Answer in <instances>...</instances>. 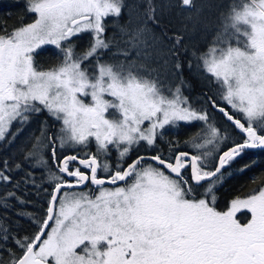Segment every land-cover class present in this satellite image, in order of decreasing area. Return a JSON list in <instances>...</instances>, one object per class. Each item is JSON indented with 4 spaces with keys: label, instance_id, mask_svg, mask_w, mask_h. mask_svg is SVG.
<instances>
[{
    "label": "snow or ice",
    "instance_id": "snow-or-ice-1",
    "mask_svg": "<svg viewBox=\"0 0 264 264\" xmlns=\"http://www.w3.org/2000/svg\"><path fill=\"white\" fill-rule=\"evenodd\" d=\"M25 8L31 23L0 29V146L15 144L42 112L53 123L17 146L19 161L0 159V185L12 186L0 209L15 201L36 226L21 236L0 217V250L16 246L0 264H264V186L226 210L215 191L238 160L264 151V0L231 4L213 46L193 51L215 89L195 103L184 92L183 35L166 44L155 34L152 0L123 25V0H26ZM110 20L119 40L106 35ZM114 45L122 59H105ZM44 46L57 50L49 67L37 60ZM192 125V148L202 151L166 139ZM141 144L148 151L131 159ZM21 184L46 194L42 214L24 207L32 201Z\"/></svg>",
    "mask_w": 264,
    "mask_h": 264
},
{
    "label": "trees",
    "instance_id": "trees-1",
    "mask_svg": "<svg viewBox=\"0 0 264 264\" xmlns=\"http://www.w3.org/2000/svg\"><path fill=\"white\" fill-rule=\"evenodd\" d=\"M159 0H152L153 6L156 8L157 17L160 20V26L152 25L149 22V27L153 28V31L156 35L161 36L165 43H170L168 41V36L176 35H183L184 38V46L187 49L186 54H184L181 59L184 63L183 69V79L187 82L184 86V92H187L188 89L195 96H199V101L203 97L206 92L212 91L214 92L215 89L213 85L208 83L207 74L203 73L202 70L198 69L195 62L196 58L192 55L193 51H204L206 48H209L212 44V37L214 33H207L201 29V24H206L205 21L201 23L199 28L197 29L196 38H191L189 36L190 29H193V25L189 22L185 21V14L187 12H194L197 9V0H194V10L181 8L179 6H175L179 4L178 0H174L173 7L171 8V13L169 15H165L162 18V15L159 14ZM26 0H0V29L7 28L9 30L13 28H17L21 26V24H26L33 21L34 17L32 14H29L25 8ZM131 6H133V0H123V8L122 14L119 18V21L122 24H125L128 18V13L131 11ZM137 7L141 8L142 14L146 10L147 7V0H142L140 3L136 5ZM193 8V7H191ZM225 6L222 8L225 10ZM222 11H220L218 16L212 15L209 16L211 20L210 22L207 20V23H212V21L217 22L216 24L221 21L218 17H221ZM214 18V19H213ZM216 19V20H215ZM223 24V23H221ZM108 33L112 32V35L115 34L116 38L119 36L117 35V28L112 27L109 25ZM118 31V30H117ZM167 33V36L164 33ZM110 36V35H109ZM114 45L113 47H115ZM110 50V49H109ZM108 50V51H109ZM107 51V52H108ZM107 52L105 54H107ZM57 50L54 46H44L43 49L40 51L39 55L37 56V60L44 66L49 67L57 62ZM192 61V67L189 69L188 61ZM191 96V95H190ZM213 117L215 121H217L222 128L230 127V125L223 120V118L218 113H213ZM47 121L49 125L53 123L51 117L48 116L46 112H42L39 115L33 116L31 122L24 128L23 132L16 138L15 144L3 147L0 146V159L3 158H10L15 161H19L20 154L17 152V146L24 143L25 140L31 135L36 134L39 135V131L41 128L42 122ZM225 123V125H224ZM196 126H181L178 128L170 129V135L166 137L175 138L181 143L185 140H189V148L192 151H202L196 150L192 148V141L189 138V134L195 131ZM231 128V127H230ZM232 129V128H231ZM15 130V127L13 128ZM232 136V135H231ZM236 136H232V139H236ZM91 150L94 151V143L90 146ZM210 147V146H209ZM148 151L146 148L145 150H140L136 148L132 153L130 158L134 159L138 154H145ZM64 154H71V153H64ZM80 155H83V152H80ZM113 157H115V152H113ZM249 162L252 166L244 172L238 171V166ZM254 162V163H253ZM39 174L40 170H36ZM17 177L21 175L20 173H14ZM38 182L39 177H38ZM260 186H264V151H250L242 160H238L236 164L232 166L231 169L225 171L224 176L219 184H217L215 191L217 195V207L219 210H225L230 205V202L233 198L237 196H244L249 193L251 190L256 189ZM12 186L11 185H0V195H3L7 192ZM27 187V196L26 199L32 201L31 204L25 205L29 211L36 212L38 214H42L44 209L47 205V198L44 192H37L35 189H32L30 186H25L21 184L18 189L19 194H23L25 188ZM47 187V184H45ZM14 205V207H13ZM21 205L16 203L15 201L11 202V205L8 208L0 209V217H6V223L13 234L23 235H30L35 231V224L31 219L24 215H17V211L21 209ZM247 216V212H244L240 215L241 219ZM8 248H11L13 251H16V246L11 242H8ZM8 248H4L0 250V259L7 260L9 257Z\"/></svg>",
    "mask_w": 264,
    "mask_h": 264
},
{
    "label": "rangeland",
    "instance_id": "rangeland-1",
    "mask_svg": "<svg viewBox=\"0 0 264 264\" xmlns=\"http://www.w3.org/2000/svg\"><path fill=\"white\" fill-rule=\"evenodd\" d=\"M141 1L142 0H133V6H131L132 7L131 8V12H132V14H133L134 17H136L138 14H142L141 8H139V7L136 6ZM158 2H159V6L157 5V7L159 9V14L162 15V18L165 17V15H169L171 13V8L173 7L174 0H159ZM234 2L235 3H242V2H244V0H197V6L198 7H197L196 10H194L195 9L194 7L193 8L186 7V9H189V10L192 9V10H194V12H187V14H185V21L186 22H189L194 27L193 29H190L189 36L191 38L192 37L193 38H196L197 29L199 28L198 25H200L201 23H203L205 21L206 24H201V29L204 30L206 33L208 31H210V33H214L213 34V37L211 39L212 40V44L210 45V47L213 46V42L215 41L216 36L219 33H222L224 31V24H225L226 18H227L228 13H229V6L231 4H233ZM224 6L226 7L225 10L222 9ZM220 11H222V15H221V17H218V21H219V19L221 20L218 23L219 25H217L216 24L217 22H215V21L214 22L212 21L211 24L210 23H207V20L210 19L209 16L210 17L212 15L218 16L219 13H220ZM128 18H127V21H128ZM208 21L210 22L211 20H208ZM31 22H29V23H31ZM221 23H223V24H221ZM27 24L28 23L23 24V25H27ZM119 24L123 25L120 21H119ZM109 25H112V27H115L113 25V23L111 22V20L109 21ZM241 27H244V26L241 25ZM115 31L117 32V35H119L117 37V40H119L120 39V33L116 29H115ZM107 33H108V31H107ZM107 33H106V35H107ZM109 35H107V36L111 37L112 36V32L109 33ZM90 39H91L90 35H88V34L82 35L79 38V40L77 41V45H78L77 51L78 52H82L84 50V48L86 47L87 43L90 41ZM243 39L244 38L241 37V40H243ZM232 43H233V46H236L235 41H232ZM119 46L120 47H124V45L122 43ZM215 46L219 47L220 45H215ZM114 51H116V46L115 47H112L107 52V54H105V57L104 58L107 59V60H112V61H117V60L122 59L121 56H113L112 53ZM195 64H196V66L198 65V61L197 60H196ZM153 66H156V63L155 62L153 63ZM197 68L200 69V70H202L198 66H197ZM185 94L188 97H190L194 103L199 101V99H198L199 96H195L191 92L190 89H188L187 92H185ZM224 125H225V123H224ZM225 129L227 130L228 134H230L232 136H236L237 135V134H234L232 132V129L230 127L227 126V127H225ZM138 148L140 150H145L146 149V147L143 144H141L140 146H138ZM216 206H217V204H216ZM217 209H218V207H217Z\"/></svg>",
    "mask_w": 264,
    "mask_h": 264
},
{
    "label": "flooded vegetation",
    "instance_id": "flooded-vegetation-1",
    "mask_svg": "<svg viewBox=\"0 0 264 264\" xmlns=\"http://www.w3.org/2000/svg\"><path fill=\"white\" fill-rule=\"evenodd\" d=\"M226 210V209H225ZM239 215V214H238ZM248 213H247V216L245 217V218H243V219H241L242 221H244V220H246L247 218H248ZM241 218V217H240Z\"/></svg>",
    "mask_w": 264,
    "mask_h": 264
}]
</instances>
